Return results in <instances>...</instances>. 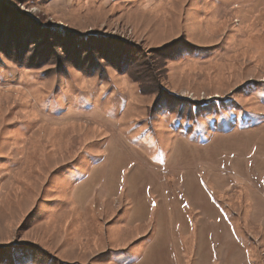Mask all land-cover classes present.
I'll return each instance as SVG.
<instances>
[{
	"label": "rangeland",
	"instance_id": "1",
	"mask_svg": "<svg viewBox=\"0 0 264 264\" xmlns=\"http://www.w3.org/2000/svg\"><path fill=\"white\" fill-rule=\"evenodd\" d=\"M7 5L0 264H264V0Z\"/></svg>",
	"mask_w": 264,
	"mask_h": 264
},
{
	"label": "trees",
	"instance_id": "2",
	"mask_svg": "<svg viewBox=\"0 0 264 264\" xmlns=\"http://www.w3.org/2000/svg\"><path fill=\"white\" fill-rule=\"evenodd\" d=\"M2 2L5 4V5H7V3H9V0H2ZM11 2L12 3H14V2H16V0H11ZM8 7H10L9 5H7ZM5 19H4V17L2 16V17H0V24L1 23H3V21H4ZM31 23H32V21H30ZM28 23L27 25L30 27L31 26V23ZM27 26V27H28ZM11 29V28H10ZM17 27H16V29H14L15 31H13V32H15V33H17ZM12 30V29H11ZM25 32H27V30L25 31ZM69 46L70 47H68V48H70V50L71 51H67L70 55H74L73 57H76L77 56V54L78 53H81V47H79V46H75L74 44H72V43H69ZM89 47V49L90 50H92L93 48H92V46H88ZM86 50H88L87 48H86ZM86 53H89L88 51H86ZM37 54V53H36ZM76 60V59H75ZM124 63V62H123ZM120 71L122 72V73H126L127 75H129V77L133 80V81H135L134 80V78H133V76H131L130 75V71L129 70H121L120 69ZM170 111L171 109L170 108H168V107H162V108H159V109H157L156 111H151V113H155V112H159V111ZM192 110L194 111V113H196V106H193L192 107ZM175 113H177L178 115H180V116H182L181 115V112H175Z\"/></svg>",
	"mask_w": 264,
	"mask_h": 264
}]
</instances>
